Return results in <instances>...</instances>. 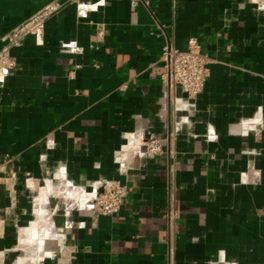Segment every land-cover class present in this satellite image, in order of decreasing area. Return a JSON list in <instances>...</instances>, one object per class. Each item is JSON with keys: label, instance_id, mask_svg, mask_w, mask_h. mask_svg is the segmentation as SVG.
Listing matches in <instances>:
<instances>
[{"label": "crops", "instance_id": "crops-1", "mask_svg": "<svg viewBox=\"0 0 264 264\" xmlns=\"http://www.w3.org/2000/svg\"><path fill=\"white\" fill-rule=\"evenodd\" d=\"M50 1L0 0V264H264V0H60L8 44ZM193 36L213 62L191 99L161 56Z\"/></svg>", "mask_w": 264, "mask_h": 264}, {"label": "built area", "instance_id": "built-area-1", "mask_svg": "<svg viewBox=\"0 0 264 264\" xmlns=\"http://www.w3.org/2000/svg\"><path fill=\"white\" fill-rule=\"evenodd\" d=\"M64 1L78 3L83 0ZM132 1L148 2V0ZM61 3L60 0L50 1L23 20L7 34L8 44L20 45L23 38L28 34L41 38L44 34L47 17L57 12L61 7ZM161 60L165 68L161 74V82L168 87L170 92L177 87L181 88L191 99L196 98L204 89L213 62L209 54L203 50L200 40L194 36L188 39L185 48H179L172 44L164 46ZM15 63L16 60L10 54L9 48H3L0 51L1 76H5L13 69ZM164 146V141L157 137H151L145 142L146 151L153 154L162 153ZM127 194L128 188L126 185L119 181L110 182L97 200V212L103 215L118 212ZM169 216L174 221L178 216L177 210H171Z\"/></svg>", "mask_w": 264, "mask_h": 264}]
</instances>
